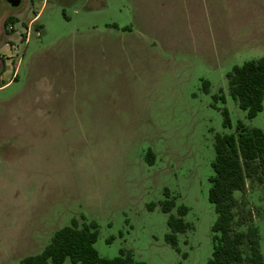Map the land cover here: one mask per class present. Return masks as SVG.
Listing matches in <instances>:
<instances>
[{
	"label": "rangeland",
	"instance_id": "374dc122",
	"mask_svg": "<svg viewBox=\"0 0 264 264\" xmlns=\"http://www.w3.org/2000/svg\"><path fill=\"white\" fill-rule=\"evenodd\" d=\"M32 1L0 0V66L8 58V76L17 74L0 89V264L40 255L81 217L98 226L101 258L206 264L215 136L236 134L239 122L264 131V109L249 120L226 79L264 57V0ZM64 62L67 88L52 106L41 84ZM40 106L46 116H33ZM165 190L172 214L187 207L192 226L177 249L165 242ZM234 197L251 212L264 259V188Z\"/></svg>",
	"mask_w": 264,
	"mask_h": 264
},
{
	"label": "trees",
	"instance_id": "16d2710c",
	"mask_svg": "<svg viewBox=\"0 0 264 264\" xmlns=\"http://www.w3.org/2000/svg\"><path fill=\"white\" fill-rule=\"evenodd\" d=\"M10 23L14 24L13 18L7 17L5 31ZM226 79L229 95L249 120L263 111L264 57L233 67ZM222 115L223 126L230 127L226 109ZM214 151L208 201L214 207L216 221L211 228L212 253L206 264H264L251 212L234 197L235 192L244 194L248 184L264 188V131L249 129L239 122L236 134L215 136ZM147 157L152 160V153ZM165 195L167 199L160 204L168 215L165 242L177 249V235L192 226L184 220L188 208L180 206L177 215L172 214L175 202L168 199L167 190ZM97 238L96 223L86 222L84 217L80 221L73 219L70 225L55 232L40 255L26 258L24 264H63L67 259L72 264H147L135 260L127 251H120L113 259L101 258L94 247Z\"/></svg>",
	"mask_w": 264,
	"mask_h": 264
},
{
	"label": "crops",
	"instance_id": "0c3cea01",
	"mask_svg": "<svg viewBox=\"0 0 264 264\" xmlns=\"http://www.w3.org/2000/svg\"><path fill=\"white\" fill-rule=\"evenodd\" d=\"M25 0H22V2H24ZM37 0H33L32 3L34 4ZM21 2V3H22ZM28 3V0L27 2ZM34 13V17H33V20L35 18L38 17L39 15V12H35L33 11ZM9 17L7 14L4 15V18H3V21ZM4 62L3 64L0 66V69H1V74H0V80H3V82H6L3 86L0 87L1 88H4L8 85H10L13 81H15L17 79V74H16V71L14 70L12 75L9 77V73H10V68H9V63H10V60L8 58H5L3 59ZM4 67V68H2ZM69 68H70V62H64V63H58L56 65V71L54 72L53 74V79L51 81H43L41 86V94H42V97H43V100L45 99L46 102L48 103H51L52 106H55V104L53 103L55 101V99L59 98V90H61V88H67V81L69 80ZM62 69H68V71H62ZM31 110H34L35 113H33L32 115L33 116H36V117H45L47 114L46 111L47 108H44L42 106L36 108V109H31ZM30 110H26L25 113L29 112ZM17 126H20V132L23 131V125L21 124V122L19 121L18 122V125Z\"/></svg>",
	"mask_w": 264,
	"mask_h": 264
},
{
	"label": "water",
	"instance_id": "95a60500",
	"mask_svg": "<svg viewBox=\"0 0 264 264\" xmlns=\"http://www.w3.org/2000/svg\"><path fill=\"white\" fill-rule=\"evenodd\" d=\"M6 1L11 7H18L22 0H4Z\"/></svg>",
	"mask_w": 264,
	"mask_h": 264
},
{
	"label": "built area",
	"instance_id": "2783aa9c",
	"mask_svg": "<svg viewBox=\"0 0 264 264\" xmlns=\"http://www.w3.org/2000/svg\"><path fill=\"white\" fill-rule=\"evenodd\" d=\"M13 29V26L12 25H9L8 26V30H12Z\"/></svg>",
	"mask_w": 264,
	"mask_h": 264
}]
</instances>
